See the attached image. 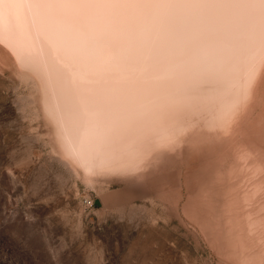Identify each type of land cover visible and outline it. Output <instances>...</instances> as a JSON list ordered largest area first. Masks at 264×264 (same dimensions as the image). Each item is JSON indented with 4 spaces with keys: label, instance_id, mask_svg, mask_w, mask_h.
I'll return each instance as SVG.
<instances>
[{
    "label": "bare ground",
    "instance_id": "obj_1",
    "mask_svg": "<svg viewBox=\"0 0 264 264\" xmlns=\"http://www.w3.org/2000/svg\"><path fill=\"white\" fill-rule=\"evenodd\" d=\"M0 64L36 90L64 161L133 173L245 123L264 85V0H0Z\"/></svg>",
    "mask_w": 264,
    "mask_h": 264
},
{
    "label": "rangeland",
    "instance_id": "obj_2",
    "mask_svg": "<svg viewBox=\"0 0 264 264\" xmlns=\"http://www.w3.org/2000/svg\"><path fill=\"white\" fill-rule=\"evenodd\" d=\"M3 66L0 264H264V85L236 131L86 176L60 157L31 83Z\"/></svg>",
    "mask_w": 264,
    "mask_h": 264
}]
</instances>
